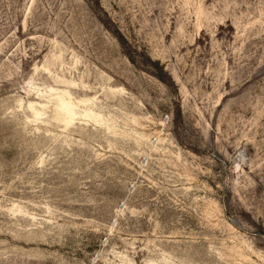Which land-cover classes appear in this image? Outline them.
Returning <instances> with one entry per match:
<instances>
[{
	"label": "rangeland",
	"instance_id": "1",
	"mask_svg": "<svg viewBox=\"0 0 264 264\" xmlns=\"http://www.w3.org/2000/svg\"><path fill=\"white\" fill-rule=\"evenodd\" d=\"M0 264H264V0H0Z\"/></svg>",
	"mask_w": 264,
	"mask_h": 264
},
{
	"label": "bare ground",
	"instance_id": "2",
	"mask_svg": "<svg viewBox=\"0 0 264 264\" xmlns=\"http://www.w3.org/2000/svg\"><path fill=\"white\" fill-rule=\"evenodd\" d=\"M62 100V99H61ZM68 101H65V100H63L62 101V108H61V115H63V117L64 116H66V120L65 121H67V120H69V119H71L72 118V116H73V114H71V111H69L68 110ZM70 107V106H69ZM60 115V114H59ZM64 120V119H63Z\"/></svg>",
	"mask_w": 264,
	"mask_h": 264
}]
</instances>
